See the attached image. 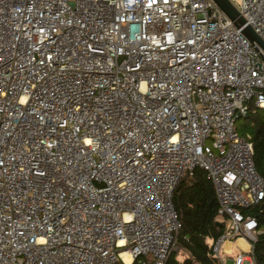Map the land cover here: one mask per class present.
I'll list each match as a JSON object with an SVG mask.
<instances>
[{
	"label": "built area",
	"instance_id": "2783aa9c",
	"mask_svg": "<svg viewBox=\"0 0 264 264\" xmlns=\"http://www.w3.org/2000/svg\"><path fill=\"white\" fill-rule=\"evenodd\" d=\"M229 2L264 43V0ZM252 108L264 55L211 0H0V264H165L194 169L210 256L239 239L232 264H256Z\"/></svg>",
	"mask_w": 264,
	"mask_h": 264
},
{
	"label": "trees",
	"instance_id": "16d2710c",
	"mask_svg": "<svg viewBox=\"0 0 264 264\" xmlns=\"http://www.w3.org/2000/svg\"><path fill=\"white\" fill-rule=\"evenodd\" d=\"M239 119L250 125L253 165L264 179V108H252ZM171 205L180 223L176 248L184 252V258L179 262L176 253L171 252L165 264H216L205 241H215L222 233L223 225H215L216 200L212 186L201 170L194 169L179 180L172 190ZM240 212L252 216L259 230L264 229V197L255 207L240 209ZM252 256L256 264H264V233L257 235L252 243Z\"/></svg>",
	"mask_w": 264,
	"mask_h": 264
},
{
	"label": "water",
	"instance_id": "95a60500",
	"mask_svg": "<svg viewBox=\"0 0 264 264\" xmlns=\"http://www.w3.org/2000/svg\"><path fill=\"white\" fill-rule=\"evenodd\" d=\"M217 8L229 19L233 26L240 29L241 35L254 47L264 55V43L254 34L249 26L244 25L243 19L240 17L229 0H211ZM262 58V57H261ZM216 226L220 223L216 222Z\"/></svg>",
	"mask_w": 264,
	"mask_h": 264
},
{
	"label": "rangeland",
	"instance_id": "374dc122",
	"mask_svg": "<svg viewBox=\"0 0 264 264\" xmlns=\"http://www.w3.org/2000/svg\"><path fill=\"white\" fill-rule=\"evenodd\" d=\"M234 129L239 135H249L250 125L245 123L242 119H238L234 123ZM174 252L176 253V260L179 262L184 258V252H181L175 248ZM235 255V250H233L232 256H222V264H232L233 257Z\"/></svg>",
	"mask_w": 264,
	"mask_h": 264
},
{
	"label": "crops",
	"instance_id": "0c3cea01",
	"mask_svg": "<svg viewBox=\"0 0 264 264\" xmlns=\"http://www.w3.org/2000/svg\"><path fill=\"white\" fill-rule=\"evenodd\" d=\"M233 250H235V254H237L238 252H246L248 250V245L239 239L233 241L232 244L228 242L224 243L221 257L222 256H232Z\"/></svg>",
	"mask_w": 264,
	"mask_h": 264
}]
</instances>
